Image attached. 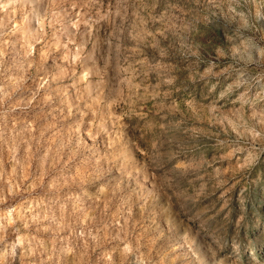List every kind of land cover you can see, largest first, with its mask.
<instances>
[{"label":"rangeland","instance_id":"rangeland-1","mask_svg":"<svg viewBox=\"0 0 264 264\" xmlns=\"http://www.w3.org/2000/svg\"><path fill=\"white\" fill-rule=\"evenodd\" d=\"M0 264H264V0H0Z\"/></svg>","mask_w":264,"mask_h":264}]
</instances>
